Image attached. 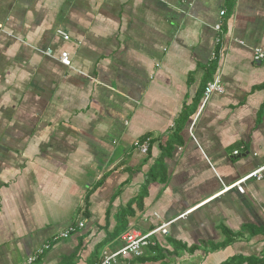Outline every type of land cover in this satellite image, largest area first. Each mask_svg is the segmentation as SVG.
<instances>
[{
	"label": "crops",
	"instance_id": "obj_1",
	"mask_svg": "<svg viewBox=\"0 0 264 264\" xmlns=\"http://www.w3.org/2000/svg\"><path fill=\"white\" fill-rule=\"evenodd\" d=\"M0 25V264L164 225L131 264H264V0H0Z\"/></svg>",
	"mask_w": 264,
	"mask_h": 264
},
{
	"label": "built area",
	"instance_id": "obj_2",
	"mask_svg": "<svg viewBox=\"0 0 264 264\" xmlns=\"http://www.w3.org/2000/svg\"><path fill=\"white\" fill-rule=\"evenodd\" d=\"M220 15L223 16L224 12H221ZM63 39L66 41L69 40L68 36L66 35L63 36ZM254 55H255L256 61H261L264 59V52L261 49H255ZM60 61L65 65H70L68 53L61 54ZM223 92H224V88L222 85V81L219 76H216L212 81L206 84V87L204 89V104L208 101V99L210 98L212 94L214 93L223 94ZM135 146L138 148V150L142 154H146L148 152V147H149L148 140H145L142 143H136ZM233 154L238 155L239 152L235 151ZM262 171L263 169H259V170H256L248 174L246 177L241 179L239 182L228 187L224 191L234 188L238 186L239 184L247 180H250V179L261 180ZM158 232H161L162 234H167V225L161 226L157 228L156 230L150 231V232H142L134 228L127 229L121 235V241H122L121 248L114 252L103 250L101 252L100 261L98 264H118L119 262H121L122 264H131V261L133 259L141 258L143 256L144 249L146 247L150 245L152 246L155 245L152 238ZM68 237H69V232H64L61 234V238L65 239ZM48 249H49V245L43 246L42 248L38 249L36 252H34L33 255L28 257L25 261H23L20 264H35L39 260V258L44 254V252Z\"/></svg>",
	"mask_w": 264,
	"mask_h": 264
}]
</instances>
